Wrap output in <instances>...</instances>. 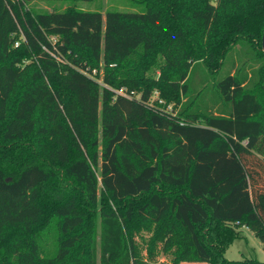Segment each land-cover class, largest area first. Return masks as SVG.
<instances>
[{
    "label": "trees",
    "instance_id": "1",
    "mask_svg": "<svg viewBox=\"0 0 264 264\" xmlns=\"http://www.w3.org/2000/svg\"><path fill=\"white\" fill-rule=\"evenodd\" d=\"M32 1L64 9L35 13ZM77 1L0 0V264H96L98 201V264H264L224 256L233 224L264 248V78L225 71L212 105L183 117L151 106L148 86L133 93L154 49L187 104L198 61L214 73L236 46L239 60L250 49L264 58V0H144L142 12L104 14ZM100 62L123 69L121 79L81 71ZM36 131L48 135L45 155L30 140ZM51 219L57 247L44 256ZM142 224L154 225L152 239H141Z\"/></svg>",
    "mask_w": 264,
    "mask_h": 264
},
{
    "label": "rangeland",
    "instance_id": "2",
    "mask_svg": "<svg viewBox=\"0 0 264 264\" xmlns=\"http://www.w3.org/2000/svg\"><path fill=\"white\" fill-rule=\"evenodd\" d=\"M29 7L35 12H49L52 10H62L64 9V5L58 1H32L29 3ZM76 8L82 10H99L102 14L105 13L106 10H117V11H134V12H142L145 9L144 0H78L76 2ZM157 39V35L155 36ZM239 50V46L233 48L231 52H229L225 60L220 67V69L214 73L209 72L207 67L203 62H197V67L192 71V81H191V89L192 96L194 97L190 104L188 103V98L181 94V92L173 90L170 86V81L177 78V71L174 69H168L164 66V60L161 56L156 52V49L151 50L149 52L148 57L146 58L145 67L141 70L143 81L139 83V89L133 90L134 95L139 98L140 91L143 87L148 86L151 88V97L149 103L151 106L158 107L162 110L167 109L168 112H172L173 115L182 116V112H186L190 110V108L194 109L196 106L200 107L203 105H212L214 96L212 93V84L215 79H219L223 76L225 71L234 72L236 69L239 74H242L246 77L248 82L258 83L264 78V58L260 54V50H252L243 56L239 60V56L237 52ZM232 63L231 64V62ZM242 62H245L242 64ZM89 68H91L95 73L93 76L102 82V78L104 75L114 76L117 81L121 79L123 75L122 71L119 67H109L106 64L100 62L98 66H94L92 63H89ZM98 67V68H96ZM119 68V69H118ZM119 71V73H118ZM141 75V73H140ZM204 82L206 84H204ZM263 82V80H262ZM128 86V85H127ZM205 86H207L205 90ZM19 88H16V92ZM115 90V89H113ZM127 90L126 85L122 86L121 91ZM117 90H115L116 92ZM202 98V99H201ZM204 100V101H203ZM42 107V106H41ZM39 107L36 110L35 118L37 120V124L39 125L42 118L43 109ZM59 122L64 124L63 120L60 119ZM36 125V126H38ZM55 127V126H54ZM38 129V127H36ZM59 129V130H58ZM54 130H58L60 132V127H55ZM48 135L42 132H34L31 135V141L36 144V147L41 155H45L47 152V145L45 148L42 147L41 143H45ZM95 139L98 144L96 146L97 152L101 153L102 146V131L100 124V117L98 119V123L96 126V135ZM39 142V145H37ZM101 195V191H99V196ZM112 208L116 210V207L111 204ZM99 212H100V202L98 201L95 213H94V221L91 223V229L89 228L90 236H94L96 240V264L99 261V248H98V238L100 232L99 225ZM53 216V215H52ZM55 218V215L53 216ZM40 231L39 236V244L41 247L42 255L44 256H52L54 255L57 247V225L51 221H49ZM234 231L236 232V238L225 251L224 256L231 260L241 259L243 257H253L260 261H264V248L262 242L254 235L252 231H250L245 225H236L233 224ZM142 229L141 239L149 238L152 239L155 227L142 224L137 228V231ZM170 256L160 254L157 257L158 262H168ZM179 264H203V263H189V262H181Z\"/></svg>",
    "mask_w": 264,
    "mask_h": 264
},
{
    "label": "built area",
    "instance_id": "3",
    "mask_svg": "<svg viewBox=\"0 0 264 264\" xmlns=\"http://www.w3.org/2000/svg\"><path fill=\"white\" fill-rule=\"evenodd\" d=\"M52 39V41H55V38L54 37H52L51 38ZM19 44V40H16L15 42H14V46H17ZM43 49L44 50H46V51H48L45 47H43ZM52 56H54V57H56L57 58V56L56 55H54L52 52H50V51H48ZM83 73H85V74H87V75H89V76H91L92 78H94L95 79V77L93 76V73H95V71H93L92 70V73L91 74H89V73H87L86 71H84V70H81ZM118 93H120V94H122L123 93V91H117Z\"/></svg>",
    "mask_w": 264,
    "mask_h": 264
},
{
    "label": "water",
    "instance_id": "4",
    "mask_svg": "<svg viewBox=\"0 0 264 264\" xmlns=\"http://www.w3.org/2000/svg\"><path fill=\"white\" fill-rule=\"evenodd\" d=\"M261 47H262V50L264 51V31H263L262 39H261Z\"/></svg>",
    "mask_w": 264,
    "mask_h": 264
}]
</instances>
